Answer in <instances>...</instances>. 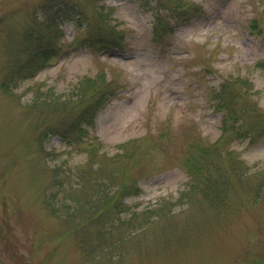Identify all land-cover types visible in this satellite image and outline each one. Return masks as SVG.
I'll list each match as a JSON object with an SVG mask.
<instances>
[{
    "label": "rangeland",
    "instance_id": "1",
    "mask_svg": "<svg viewBox=\"0 0 264 264\" xmlns=\"http://www.w3.org/2000/svg\"><path fill=\"white\" fill-rule=\"evenodd\" d=\"M108 27L121 47L98 53L83 43ZM27 29L60 30L66 47L0 91V264H264V0H0V75L13 35ZM84 77L97 92H82ZM217 93L234 97L226 117ZM96 97L94 116L80 119ZM231 129L245 136L217 142ZM216 145L246 170L223 212L188 189L185 168L198 146L217 162ZM55 163L140 193L115 209L87 201L94 184L57 187ZM87 221L129 231L98 252L99 238L81 234Z\"/></svg>",
    "mask_w": 264,
    "mask_h": 264
},
{
    "label": "trees",
    "instance_id": "2",
    "mask_svg": "<svg viewBox=\"0 0 264 264\" xmlns=\"http://www.w3.org/2000/svg\"><path fill=\"white\" fill-rule=\"evenodd\" d=\"M46 27L49 28L50 25L46 24ZM34 32H30V30L27 29L20 35V43L18 42L19 38L17 40L14 37L13 43L12 41L10 42L11 45L9 46H11L10 51L12 53L9 54V57H7V60L3 64L2 74L0 75V90L4 94L11 93L14 89H17L21 85V83L33 78L39 71L47 67L54 58L62 55V48L66 47V45H64L65 43L60 41V38L62 37V33L60 30H58L57 34H54L51 37L46 34L41 35L39 32ZM82 41L83 43H87V46L91 51H96L98 53L102 51L108 52L111 48L120 45L121 36L119 31H115L114 29L108 27L106 29L104 28L102 31L87 34L82 39ZM82 81L84 82H82V92H84L85 94L86 90L95 88V86H91V82H93V80L90 81V79L84 77ZM93 91L97 92V90L95 89ZM216 96L219 100L218 104H223L220 109L223 110L224 116L226 117L230 115L229 109L227 108V106H224V104H226V102H228L229 100L234 99V97L228 96L221 98L220 93H217ZM98 100L99 97H96L93 100L91 107L79 111L77 114L78 117L80 119L84 117L87 118V116L93 117V113L96 111L98 106ZM63 112L65 113L64 110ZM232 121H235V119ZM89 122H91V119L89 120ZM223 124H226V121H224ZM237 126L238 124L234 126L233 123L229 125V127ZM68 133L69 129H64L61 130V133H59V135L64 141L70 143L71 139L69 137L70 135L67 136ZM243 136L245 135L244 133H241V131H238L237 129H231L230 133H222L217 142L220 141L221 145H225ZM210 146L193 147V149H198V152L193 153V155L189 154L187 156L185 168L187 174L190 177V184L188 189L193 193L198 194V200H205L209 204V206L212 207L214 205L217 211L223 212L226 210L228 202H230L231 205L232 199L230 198L232 197L234 188L236 186H243L242 183L245 181L246 170H242L243 165L241 161L232 156L231 152L219 149V145H216V149L219 152V157L217 159V162H213L212 159H209V151H211V149H209ZM84 151L89 156L94 154L91 150L88 151L87 149H84ZM46 154L50 157L49 153ZM203 157L205 165L196 162ZM52 175L55 179V185L57 187L65 185L67 182L66 179L69 178H71L72 181L73 178L77 179L80 185H82L83 187H87V189L89 188L88 184H94V194L89 193V195L85 197V200L94 202L95 199H97L96 201L98 202H104V206H109L107 204L110 203L111 209L116 208L115 200L117 198L135 196L140 193L138 187L124 184L120 186V184H118L117 182V179L115 181L113 176L109 177L111 183H106L105 187H103L102 183L98 180H95L94 178L92 179L87 174V171L82 172L80 176H77L73 169L71 170L69 168H66L62 165V163L54 164ZM57 179H60L61 182H58ZM90 194L93 195L91 198ZM184 194L185 193H182L181 196L183 197ZM188 194L191 193H187V195L185 196H188ZM101 196H104L106 198H102ZM73 198L74 197H71V200L76 201ZM188 198H190V196H188ZM93 207H95V205ZM94 209L99 210L98 206H96V208ZM103 210H105V208H103ZM70 214L71 213H68L66 215L68 216ZM94 214L98 215L96 211ZM101 216L102 214H99L97 216V219L101 218ZM153 218L154 220H156L154 216L151 219L145 220L144 223H150ZM88 220H90V217L88 218ZM124 225H126V227L131 230L136 228L134 218L132 217H130L128 221L126 220L123 223V226ZM80 228L82 230L81 234H83L86 239L91 238L92 236H95V238H99L98 241L101 245L98 249V252H102L104 250L102 247L104 243L108 244V247L110 249H114L117 244L114 243L113 239L119 236H123L126 233L125 230L129 231L126 228L120 231L119 229L122 228L121 226L118 227L116 226V224H111L104 221H102V223H99L95 231L94 228L90 227V222L88 223V221L86 224L82 223ZM80 248L82 255L85 258L93 253V249L88 248L84 241H82Z\"/></svg>",
    "mask_w": 264,
    "mask_h": 264
}]
</instances>
